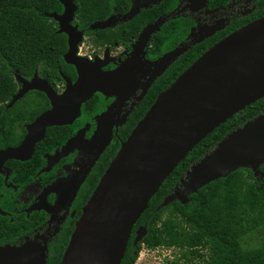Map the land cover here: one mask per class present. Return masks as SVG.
<instances>
[{"label": "water", "instance_id": "1", "mask_svg": "<svg viewBox=\"0 0 264 264\" xmlns=\"http://www.w3.org/2000/svg\"><path fill=\"white\" fill-rule=\"evenodd\" d=\"M188 1L206 6L209 0ZM59 2L64 7L63 13L47 16L57 22V33L68 38L64 60L76 69L77 79L73 82L62 74L66 88L58 94L48 81L37 74L30 81L16 76L19 90L10 107L27 93L38 91L46 95L51 108L27 126V134L19 146L0 151V173L10 160H31L36 146L45 139L47 130L72 126L80 119L83 105L96 94L106 99L114 98V101L95 117L96 128L91 138L86 139L89 128L85 127L54 155L46 156L47 167L42 172L51 171L52 160L59 162L76 151L87 158L82 160L80 169L72 178L45 190L44 195L57 194L55 206L44 202L33 210H43L48 214L72 205L92 169L110 146L114 134L126 124L152 84L189 48L201 42L192 41L186 47L180 44L156 62L146 60L152 36L160 32L169 19L176 18L174 12L148 24L132 45L128 59L114 70L106 71L105 68L114 62L109 49H106L103 59L98 56L94 60L82 57L80 47L85 31L74 25L77 6L74 0ZM134 3L128 13L96 22L90 29L104 30L111 28L117 20L127 22L133 19L140 13V8ZM192 36L193 30L188 39ZM143 68L149 75L151 73L146 83L138 78V73L134 74L143 71ZM139 90H142V95L131 109L126 110ZM262 99L264 17L215 44L159 95L128 139L121 144L83 207L60 264H122L135 225L163 183L210 134ZM263 165L264 113L228 135L196 163L163 206L174 201L185 205L191 195L239 169H251L255 177H263ZM136 234L135 244L147 235L146 227H140ZM37 238H26L20 246L0 247V264H47L48 240L39 242Z\"/></svg>", "mask_w": 264, "mask_h": 264}, {"label": "trees", "instance_id": "2", "mask_svg": "<svg viewBox=\"0 0 264 264\" xmlns=\"http://www.w3.org/2000/svg\"><path fill=\"white\" fill-rule=\"evenodd\" d=\"M136 0H74L77 6L74 25L84 30L97 48L130 50L142 30L159 18L172 13L178 0H163L151 9L142 10L133 19L104 30L90 29L91 25L116 14H126ZM214 2L215 0H210ZM59 0H0V151L19 146L27 134V126L51 108L44 93L31 91L11 107L19 85L16 76L30 81L35 74L48 81L57 92L65 87L62 74L75 81V68L65 63L68 38L58 34L57 22L49 14H62ZM261 19V18H260ZM193 23L188 18L169 19L150 41L149 57L155 59L173 51L185 41ZM241 29V28H240ZM239 30V29H238ZM236 32V31H235ZM234 33V32H233ZM232 34V33H231ZM230 34V35H231ZM229 36V35H228ZM226 38V37H225ZM224 39V38H223ZM221 37L194 46L173 63L148 90L145 98L134 109L125 125L114 134L73 205L75 219L48 244L47 264H60L75 230V221L90 200L111 161L161 93L166 91L197 59ZM112 100L96 94L82 107V116L73 126L52 127L45 139L36 146L33 158L27 162L10 160L17 184L28 185L46 165L45 155L61 149L86 123L94 127L95 117L103 113ZM264 113V99L247 107L221 125L203 140L163 183L152 198L148 209L135 225L122 264H137L143 249H173L181 253L182 264H264V239L259 247L246 248L244 238L264 228V176L255 177L251 169H239L218 179L189 197L187 204L174 201L163 206L166 199L180 186L191 168L213 151L228 135L243 128ZM96 128V127H95ZM264 173V165L261 167ZM7 191L0 178V247L16 246L33 233L32 221L18 218L19 206L7 199ZM9 195L16 198L17 194ZM146 227L147 235L135 244L136 231ZM173 264H181L179 261Z\"/></svg>", "mask_w": 264, "mask_h": 264}, {"label": "flooded vegetation", "instance_id": "3", "mask_svg": "<svg viewBox=\"0 0 264 264\" xmlns=\"http://www.w3.org/2000/svg\"><path fill=\"white\" fill-rule=\"evenodd\" d=\"M162 1L163 0H137L135 1L136 3H134V5H137V7L140 8L141 12L142 10L151 9L153 8V6L159 5ZM155 2H158V4H155ZM174 12L176 18H188L193 23L189 34L187 35L185 41L181 44L186 47L190 46L192 41H201L200 43H196L191 48H189V51L194 46L199 45L209 39L221 37L222 40L238 29L264 17V0H215L214 2H211L209 0L206 6H200V3L197 1L190 2L188 0H178V5L172 13ZM121 15L122 14H116L113 16L119 18ZM123 23L125 22H120L117 20L111 28H115ZM192 30L193 36L191 37V39H188ZM84 35L85 37H87L86 33ZM150 48L151 45L149 44V47L146 50V60H149L150 62H156L158 59L168 53L166 52L155 59H151L148 55ZM106 49H109V55L114 59V62L105 68L106 71H111L117 68V66H119L121 62L128 59V55L132 52V46L130 50H127L123 47H119L115 50H110V48ZM97 56L98 55L95 54L92 57H82L94 60ZM98 57L103 59L104 54L102 57ZM134 74H137L138 78L141 79V81L144 83H146L147 80L151 77V73L149 75L146 68H143V71L135 72ZM65 88L66 83L64 89L60 88V91L55 92L58 94H62ZM142 93V90H139L137 92L136 97H134L128 103L126 110H128L132 106V104L137 101V98L140 97ZM107 100H112L110 103L112 104L114 98ZM85 127L89 128V131L86 133V139L91 138L96 127L95 122L94 127H92V124L86 123L75 133V135ZM58 150H55V152ZM55 152L50 154V156L54 155ZM46 156H48V154L45 155L46 165L44 168L47 167ZM86 159L87 158L83 153H79L78 151H76L68 157L63 158L59 162H55V160H52L54 162V165L52 166L51 171L42 172L43 169H41V171L34 177V180L28 185L17 184L16 180L14 179V171L10 166L7 165L6 162V164L2 168V172L0 173V178L2 179L3 184L6 188V194L8 196L7 199H12V201L19 206V209L16 211V216L18 218L20 217L21 219H24V217H26L27 220L30 221V223L32 221V225L36 226L33 230V233L27 235L23 240L21 239L20 243L16 246H20L21 244H23L26 238L34 239L37 237V240L39 242H43V240L47 239L48 244H50L57 238L62 229H64V226H66L67 224L70 225L69 219H75L76 211H73L74 202L69 208H61L55 211L53 214H48L43 210H33V208L36 205L44 202L48 203L51 206H55L57 201V194L44 195L45 190L55 183L66 182V180L72 178L76 174V171L80 169L79 164H81L82 160ZM58 190L60 191V188ZM12 192L17 194L16 198L14 199L13 197L11 198L9 196H13ZM1 197H3V195H0V198ZM0 215L9 216L11 217V220H13L12 214L5 213L2 209H0ZM76 222L77 220L75 221L74 225H76Z\"/></svg>", "mask_w": 264, "mask_h": 264}, {"label": "rangeland", "instance_id": "4", "mask_svg": "<svg viewBox=\"0 0 264 264\" xmlns=\"http://www.w3.org/2000/svg\"><path fill=\"white\" fill-rule=\"evenodd\" d=\"M104 53L105 49L95 47L88 37L84 38L83 44L80 47V55L92 57L96 54L102 57ZM60 88L64 89L62 86ZM129 109H131V107ZM263 239L264 228L254 235L244 238L243 243L246 248H255L261 245ZM175 261H179L181 264L185 262V259H183L181 253L177 250H167L162 248L155 250L143 249L137 264H173ZM193 264H196V261H194Z\"/></svg>", "mask_w": 264, "mask_h": 264}]
</instances>
